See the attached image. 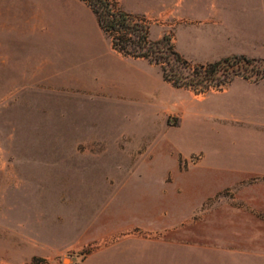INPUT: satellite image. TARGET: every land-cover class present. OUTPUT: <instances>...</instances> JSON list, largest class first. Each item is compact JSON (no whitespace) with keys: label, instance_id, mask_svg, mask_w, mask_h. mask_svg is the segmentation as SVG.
Masks as SVG:
<instances>
[{"label":"rangeland","instance_id":"obj_1","mask_svg":"<svg viewBox=\"0 0 264 264\" xmlns=\"http://www.w3.org/2000/svg\"><path fill=\"white\" fill-rule=\"evenodd\" d=\"M208 3L222 8L220 21L140 15L151 40L168 35L194 63H206L201 53L209 50L264 62V0ZM192 32L216 44L188 55ZM90 41L109 45L81 0H0V264H264V177L226 186L179 223L165 222L178 201L172 176L151 174L170 167V156L157 150L134 171L145 150L111 146L121 132L162 142L159 115L147 100L117 108L105 96L76 93L82 77L74 58ZM181 90L193 103L210 97L198 105L204 112L216 102L213 93ZM163 121L176 124L172 114ZM207 121L208 144L193 149L231 147L232 132ZM84 128L107 150L81 142ZM177 135L185 140L183 129ZM199 158H179V168Z\"/></svg>","mask_w":264,"mask_h":264},{"label":"crops","instance_id":"obj_2","mask_svg":"<svg viewBox=\"0 0 264 264\" xmlns=\"http://www.w3.org/2000/svg\"><path fill=\"white\" fill-rule=\"evenodd\" d=\"M120 1L125 8L119 3L122 9L130 13L163 15L170 18L175 14L190 23L205 22L210 15H214L218 22L223 14L222 8H210L208 0H184V5L180 4L182 0L178 2L180 5L177 0H132L134 2L130 5L125 4V0ZM191 31L195 30L189 29V32ZM149 33L151 35V32ZM214 40L206 42L203 37H198L192 32L189 34L185 53L196 56V47L215 45ZM177 51L181 54L180 48ZM85 55H88L87 62ZM201 55L204 57L200 60L205 62L228 56L217 50H209ZM74 61L80 63L79 76L82 79L78 86L74 85L79 96H105L117 108L147 100L146 103L156 108L162 124L161 129L166 133L162 142H157L154 138L137 139L133 134L121 132L111 146L119 148V144H122L128 154L141 148L145 150L143 155H140L143 160L135 165L134 171L136 168L139 170L138 166L145 162V156L150 160L157 150L170 156V167H164L156 174H151L153 181H163L167 174L172 176V198H178V201L172 200V217L167 218L165 222L179 223L193 213L197 204L204 198L218 193L226 186L246 180L252 175L264 177V81L251 82L239 77L240 79L231 82L222 91L211 92L214 94L211 97L216 102L204 112L198 105L210 97L193 103L190 98L186 99L184 91L181 90L184 88L173 87L162 79L159 67L145 59L123 56L114 51L110 43L106 46L102 42L90 41L85 52L77 55ZM154 67L159 70L157 77L152 76ZM168 86L172 87L170 95L166 94ZM169 114L176 120V124L172 126L163 121V117ZM208 117L219 121L223 130L232 132V136L229 135L233 138L231 147H221L215 153H209L203 146L193 149L192 144H208ZM182 129L185 133L183 141L177 135ZM170 130L172 136L167 134ZM79 133L77 134L81 142H95L103 151L107 150L106 142L89 135L85 128L81 135ZM194 154L200 155L196 163L186 170H181L179 158L184 160Z\"/></svg>","mask_w":264,"mask_h":264},{"label":"trees","instance_id":"obj_3","mask_svg":"<svg viewBox=\"0 0 264 264\" xmlns=\"http://www.w3.org/2000/svg\"><path fill=\"white\" fill-rule=\"evenodd\" d=\"M81 1L93 13L114 51L156 65L162 79L173 87L188 89L194 94H206L222 91L236 77L251 82L264 80V62L260 59L240 54L212 62L194 63L175 49L168 35L151 40L145 17L125 11L118 1Z\"/></svg>","mask_w":264,"mask_h":264}]
</instances>
